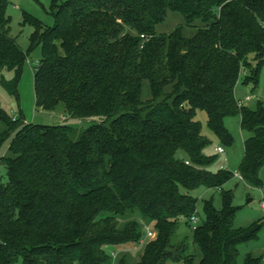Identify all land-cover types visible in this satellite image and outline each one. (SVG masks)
Instances as JSON below:
<instances>
[{"label": "trees", "instance_id": "trees-1", "mask_svg": "<svg viewBox=\"0 0 264 264\" xmlns=\"http://www.w3.org/2000/svg\"><path fill=\"white\" fill-rule=\"evenodd\" d=\"M55 23L35 22L28 50L11 35L9 0H0V75L17 93L23 64L41 48L36 105L64 107L70 125L26 124L1 160L0 264H131L125 254L153 238L133 264H238L239 247L256 241L264 218L234 228L239 207L222 192V208L204 201V219L177 244L181 224L199 216L200 188L220 189L234 172L208 169L216 157L196 120L227 148L225 118L240 114L248 136L238 167L249 186L264 188V105L239 106L245 84L259 85L264 63V0H53ZM169 11L184 23L159 33ZM33 21V20H32ZM191 29L192 34H188ZM148 86L149 96L144 98ZM0 120L20 122L0 108ZM2 137L0 136V142ZM200 252V258H198ZM244 264H263L249 254Z\"/></svg>", "mask_w": 264, "mask_h": 264}, {"label": "rangeland", "instance_id": "rangeland-1", "mask_svg": "<svg viewBox=\"0 0 264 264\" xmlns=\"http://www.w3.org/2000/svg\"><path fill=\"white\" fill-rule=\"evenodd\" d=\"M55 8L53 0H9L7 14L10 17L11 35L14 37L23 51H27L30 46V40L35 32V22L43 27H52L55 23ZM33 20V21H32ZM184 23V17L180 13L169 11L166 20L157 27L159 33H170L178 25ZM192 30L188 29L187 33L192 34ZM41 48H37L29 55L23 64L20 77L17 83V93L9 94L2 85V79L10 82L14 78V72H3L0 75V108L6 113L12 121L20 119V122L13 127L9 126L5 121L0 120V179L6 183V169L1 164V160L9 155V147L19 130L24 128L26 124H42V125H70L78 130H83L89 126V123L79 122L77 120H65L64 107L61 105L55 112L46 111L36 105L34 94V76L36 68L41 60ZM249 63L253 69L257 67V59L255 54H250ZM253 69L243 70L240 80L237 84L235 95L238 101L243 102V106L248 109L255 110L258 102L264 105V63L260 66L257 89L253 90L252 83L245 84L247 77L253 75ZM144 98L149 96L148 86L144 88ZM250 99L247 100V97ZM196 120L201 125L202 135L210 141V146L206 149V154L215 156L216 159L208 169L212 172L219 170H229L235 172L244 156V142L247 134L241 129L240 114L231 115L225 118L224 124L228 130L232 143L227 146L226 154H219L216 148L221 146L222 142L218 136L210 129L207 122V114L203 110H198ZM264 178V174H263ZM230 191L233 194V205L239 207V211L234 220V228H247L254 222L264 218L260 204L262 200L261 188L249 186L244 181L233 178L226 183L222 190L200 188L193 192L198 199L197 212L199 220L204 219V201L213 199L215 208H222V192ZM145 228V238L142 243L136 247H132L125 254L128 261L133 264L140 260L145 245L153 238L151 227ZM191 228L180 225L179 239L177 244L184 239V234L190 232ZM198 258H200V252ZM251 254L256 258H261L264 264V224L256 241L243 244L239 247L238 264H244L246 257ZM121 254H118L114 260V264H118ZM20 264V263H17Z\"/></svg>", "mask_w": 264, "mask_h": 264}, {"label": "built area", "instance_id": "built-area-1", "mask_svg": "<svg viewBox=\"0 0 264 264\" xmlns=\"http://www.w3.org/2000/svg\"><path fill=\"white\" fill-rule=\"evenodd\" d=\"M249 99H250V96L247 97V100H249ZM238 104H239L240 107L243 106V102L242 101H238ZM216 152L219 153V154H223L224 155V154H226V148L223 147V146H219V147L216 148ZM233 175H234V178H237V179L243 181V178H242L241 174L238 171H235ZM261 190H262V200H261L260 207H261L262 211L264 212V188L261 189ZM200 222L201 221L199 220V217L197 215L193 216L191 218V220H190L191 229L193 231L196 230V228L198 227ZM147 231H149V228H147ZM117 255L118 254H115V253L112 255L114 260L117 257Z\"/></svg>", "mask_w": 264, "mask_h": 264}, {"label": "crops", "instance_id": "crops-1", "mask_svg": "<svg viewBox=\"0 0 264 264\" xmlns=\"http://www.w3.org/2000/svg\"><path fill=\"white\" fill-rule=\"evenodd\" d=\"M216 150V149H215Z\"/></svg>", "mask_w": 264, "mask_h": 264}]
</instances>
